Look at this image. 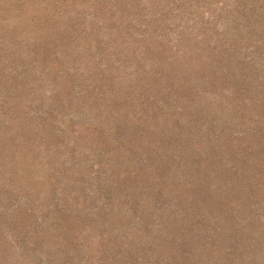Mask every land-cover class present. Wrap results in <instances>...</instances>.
<instances>
[{
  "label": "rangeland",
  "instance_id": "374dc122",
  "mask_svg": "<svg viewBox=\"0 0 264 264\" xmlns=\"http://www.w3.org/2000/svg\"><path fill=\"white\" fill-rule=\"evenodd\" d=\"M0 264H264V0H0Z\"/></svg>",
  "mask_w": 264,
  "mask_h": 264
}]
</instances>
